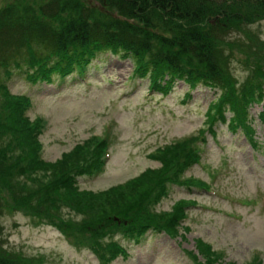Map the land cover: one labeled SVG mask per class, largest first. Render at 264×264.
<instances>
[{"label": "trees", "instance_id": "trees-1", "mask_svg": "<svg viewBox=\"0 0 264 264\" xmlns=\"http://www.w3.org/2000/svg\"><path fill=\"white\" fill-rule=\"evenodd\" d=\"M16 1L20 2L7 0L0 9V264L48 262L44 255L27 256L7 247L1 219L11 211L27 216H34V210L42 214L48 212L50 225L61 231L75 247H79L78 243L89 247L100 264H110L118 255L126 257V250L114 239L119 229L123 237L130 239L149 228L177 236L179 222L189 202L179 200L165 213L156 212L154 204L167 195L168 183L179 186L197 183L193 178L183 179V173L199 158L194 147L199 136L157 149L149 158L157 161L159 167L148 168L123 185L111 187L104 193H77L72 186L73 178L97 166L95 158L87 160L92 154L91 146H77L50 163L37 160L3 85L12 78V70L23 72V78L28 81L39 77L46 79L52 72L62 75L68 69L61 66L64 61H52L49 65L51 61H46L47 58L58 52L62 56L68 46L75 48L78 43L87 47L90 34L103 33L106 29L91 31L84 20L77 18L82 14L75 13L77 7L71 5L70 0H47L45 3L34 0L29 2L37 6L28 3L24 7ZM105 2L107 8L126 18L121 24L112 21L110 26L116 33L115 44L125 51L140 54L141 61H133L135 71L149 73L152 79L154 74L162 78L168 73L190 88L198 84L210 88L216 98L208 105L205 121L208 130L212 133L216 123H223L228 111L232 114L229 128L234 131L240 127L248 137L252 135L247 124V108L262 99L264 61L260 58L228 61V58L231 48L246 46L249 41L250 45L255 40L260 45L253 50L255 53L263 48L257 35L250 32L249 39H239L234 31L237 27L252 28L264 19V0ZM115 18L119 23L122 21L117 15ZM167 24L175 28L171 40L165 34L171 33L165 32ZM23 43L28 52L26 61H5L11 51L22 47ZM35 43L44 44L43 48L49 51L45 57L36 52ZM232 62L241 65L245 73L242 82L233 75ZM68 66L83 68L82 63ZM185 97L189 99L190 96ZM261 118L264 120V114ZM11 153L12 162L8 156ZM98 156L99 153L94 157ZM197 249L203 258L198 264L218 262V256L201 241H197Z\"/></svg>", "mask_w": 264, "mask_h": 264}, {"label": "rangeland", "instance_id": "rangeland-1", "mask_svg": "<svg viewBox=\"0 0 264 264\" xmlns=\"http://www.w3.org/2000/svg\"><path fill=\"white\" fill-rule=\"evenodd\" d=\"M29 1L34 0L16 2L24 7ZM46 1L41 0L43 3ZM70 1L71 5L77 7L75 13L82 14L77 18L87 21L85 25L88 26L93 21L97 24L111 21L121 24L126 19L114 9L107 8L104 5L105 0ZM6 4L7 0H0V9ZM116 15L122 20L120 23L115 18ZM53 25L59 28L57 23ZM174 30L172 25L167 24L165 27V32H171L165 33L170 40ZM251 30L264 41V19L253 24L252 28L237 27L234 35L239 39H249ZM256 42L255 40L250 45L249 41L246 46L231 48L228 61H254L255 58L264 61V45L258 52H253L260 46ZM35 45L37 49H44L43 43ZM12 46L14 45L11 44ZM11 52L10 58L24 61V43L22 47ZM98 57L99 59L93 60L95 62L92 69L84 75L85 79H78L75 83L81 84L74 87L75 91L91 95L92 98L101 96L97 104L75 101L57 111L39 104L38 99L37 102H32L33 118L42 117L47 121L45 138L42 140L44 160L55 161L61 153L70 151L75 145L88 140L91 135L100 136L104 122H121L119 128H124L125 133L117 134L118 141L113 148L114 157L107 164L105 172L93 181L91 178L83 179L84 176L76 178V189L80 192L102 191L134 179L147 168L159 167L157 162L149 158L157 147L199 136L205 139V143L196 144L197 150L201 151V164L204 168L193 166L186 171L185 177L199 178L206 181L213 190L228 195L233 193L235 197L249 201L248 207H237L231 202L220 201L218 194L212 196V192L207 194L209 198L196 191L192 196L188 188L172 186L167 197L156 206L157 211H166L180 198H192L198 205L186 210L187 219L179 224L178 235L171 238L165 233L152 230L139 242H134L123 237L122 230L119 229L114 239L124 247L127 257L119 256L110 264H197V261H202L196 247L198 240L219 255L220 264H245L252 256H257L255 258L263 260L264 264V204L263 199L259 198L261 194H257L259 190L264 195V125L258 116L264 106V93L261 104L248 109L252 128L251 140L254 143L247 139L242 130L233 132L227 128V121L231 116L229 113L226 114V122L216 124L213 128L214 134H210L206 131L208 127L205 121L208 104L216 97L213 90L204 85H197L189 90L188 85L181 82L175 85L170 96L161 98L156 95L153 100L151 97L147 100V87L145 86L146 94H143L138 91V86L142 87V84L135 85L128 93L125 104L130 107L140 106L125 115V111L119 108L124 100H119L115 105L112 102L114 96L110 93L102 95L101 74L108 72L110 66L119 63L120 69L117 68L114 75L106 76L104 81H109L115 91L124 94L130 88L124 87L121 90V85L131 76V62L109 53H101ZM219 58L221 61L222 58ZM231 66L233 75L242 82L245 73L241 65L232 62ZM145 79L144 83L147 85ZM118 81L122 83L116 85ZM8 87L12 92L19 88V92L24 94L31 88L33 97L43 96L37 85H30L22 76L15 81H9ZM187 92L191 98L182 105L179 102ZM151 94L152 92L149 93ZM138 115L144 120L139 121L143 128L136 132L133 118ZM254 178L261 181H254ZM213 207L219 209L218 213L212 211ZM1 223L4 227L3 240L6 238L5 243L11 250L32 257L48 255L47 264H100L89 247L79 243V247H75L61 231L50 226L34 225L31 219L19 212H8L1 219ZM154 251L157 256L151 258L150 254ZM193 254L199 255L197 261L192 257Z\"/></svg>", "mask_w": 264, "mask_h": 264}]
</instances>
